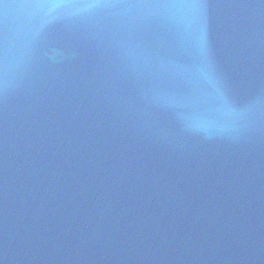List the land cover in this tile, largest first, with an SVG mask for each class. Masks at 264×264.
I'll list each match as a JSON object with an SVG mask.
<instances>
[{
	"label": "water",
	"instance_id": "water-1",
	"mask_svg": "<svg viewBox=\"0 0 264 264\" xmlns=\"http://www.w3.org/2000/svg\"><path fill=\"white\" fill-rule=\"evenodd\" d=\"M0 264H264V0H0Z\"/></svg>",
	"mask_w": 264,
	"mask_h": 264
}]
</instances>
